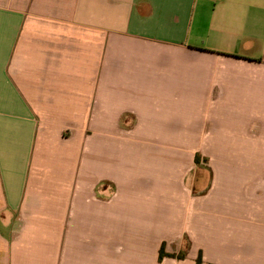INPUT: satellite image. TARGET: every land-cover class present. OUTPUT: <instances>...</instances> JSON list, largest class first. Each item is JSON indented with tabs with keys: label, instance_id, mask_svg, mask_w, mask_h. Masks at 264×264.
Returning <instances> with one entry per match:
<instances>
[{
	"label": "crops",
	"instance_id": "crops-1",
	"mask_svg": "<svg viewBox=\"0 0 264 264\" xmlns=\"http://www.w3.org/2000/svg\"><path fill=\"white\" fill-rule=\"evenodd\" d=\"M199 254L264 264V0H0V264Z\"/></svg>",
	"mask_w": 264,
	"mask_h": 264
},
{
	"label": "trees",
	"instance_id": "trees-1",
	"mask_svg": "<svg viewBox=\"0 0 264 264\" xmlns=\"http://www.w3.org/2000/svg\"><path fill=\"white\" fill-rule=\"evenodd\" d=\"M199 158H200V155L199 154H195V163L196 164L199 163ZM203 161H204V159H203ZM163 257H171V258L180 259V258H183V255L182 254H166L163 251V245H162L160 247L159 251H158V258H157L158 262H160ZM195 264H201V256H200V254L196 257Z\"/></svg>",
	"mask_w": 264,
	"mask_h": 264
},
{
	"label": "rangeland",
	"instance_id": "rangeland-1",
	"mask_svg": "<svg viewBox=\"0 0 264 264\" xmlns=\"http://www.w3.org/2000/svg\"><path fill=\"white\" fill-rule=\"evenodd\" d=\"M172 155V154H171ZM167 156H170L169 154H166V156L165 157H167ZM201 156V155H200ZM204 161H205V163L208 165V159H206V157H205V159H204ZM161 166H159L156 170L155 169H153V170H150V174H152L153 176H155V174L156 173H158V172H161L162 170H159V168H160ZM164 167V166H163ZM211 169V168H210ZM209 170V169H208ZM211 171V170H210ZM162 172H167L166 170L165 171H162ZM202 184V183H201ZM192 185H190V187H191ZM189 187V188H190ZM211 188V187H210ZM134 190V189H133ZM209 190V192H210V189H208ZM138 191H139V189H138ZM205 192H207L208 193V191H207V189L203 192V193H205ZM206 193V194H207ZM247 193V194H246ZM246 196L247 197H250V185L247 187V189H246ZM205 194V195H206ZM186 240H189L188 238H186Z\"/></svg>",
	"mask_w": 264,
	"mask_h": 264
}]
</instances>
